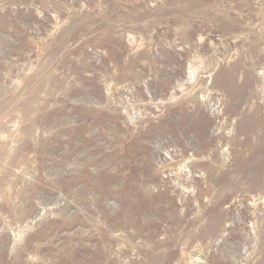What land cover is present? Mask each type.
Returning a JSON list of instances; mask_svg holds the SVG:
<instances>
[{
    "label": "rangeland",
    "instance_id": "rangeland-1",
    "mask_svg": "<svg viewBox=\"0 0 264 264\" xmlns=\"http://www.w3.org/2000/svg\"><path fill=\"white\" fill-rule=\"evenodd\" d=\"M0 264H264V0H0Z\"/></svg>",
    "mask_w": 264,
    "mask_h": 264
},
{
    "label": "bare ground",
    "instance_id": "bare-ground-1",
    "mask_svg": "<svg viewBox=\"0 0 264 264\" xmlns=\"http://www.w3.org/2000/svg\"><path fill=\"white\" fill-rule=\"evenodd\" d=\"M162 209V208H161ZM184 215V214H183ZM185 216V215H184ZM185 219H186V217H185ZM186 223V222H185ZM183 225V224H182ZM183 228V227H182ZM186 228V227H185ZM182 234V233H181Z\"/></svg>",
    "mask_w": 264,
    "mask_h": 264
}]
</instances>
